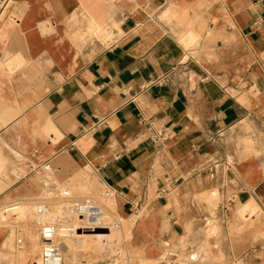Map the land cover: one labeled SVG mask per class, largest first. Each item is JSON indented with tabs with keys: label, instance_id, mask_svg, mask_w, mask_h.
<instances>
[{
	"label": "crops",
	"instance_id": "1",
	"mask_svg": "<svg viewBox=\"0 0 264 264\" xmlns=\"http://www.w3.org/2000/svg\"><path fill=\"white\" fill-rule=\"evenodd\" d=\"M263 15L264 0H0V207L41 194L45 164L87 170L152 258L202 252L204 229L235 225L237 208L264 214ZM209 156L214 178L191 172ZM166 175L182 179L161 197ZM214 236V264H264L262 237Z\"/></svg>",
	"mask_w": 264,
	"mask_h": 264
},
{
	"label": "rangeland",
	"instance_id": "2",
	"mask_svg": "<svg viewBox=\"0 0 264 264\" xmlns=\"http://www.w3.org/2000/svg\"><path fill=\"white\" fill-rule=\"evenodd\" d=\"M41 176L45 184L41 194L35 195L26 204L14 203L0 207L23 204L25 208L23 214L16 209L7 212L6 218L11 220L0 224V264H33L38 259L39 228L34 223L37 204L46 203L49 214H56L58 206L65 208L85 198L91 199L101 208L104 221L110 224L109 229L64 238L62 250L66 264H199L194 257L195 251L169 258L147 256L146 246L137 243L134 238L133 220L118 213L115 195L92 172L80 170L74 178H61L52 170H44ZM239 209L233 212L234 217L239 219L235 225L232 221L227 227L208 225L204 229L208 242L202 252H208L211 260L212 256L217 258L212 241L214 234L220 230L230 234L248 232L256 240L260 237L264 239V214L258 211V207L246 215H241ZM15 211L17 215L12 217ZM118 222L119 225L115 226ZM21 235L24 236L22 248L18 245V237ZM232 245L241 249L245 243L238 241Z\"/></svg>",
	"mask_w": 264,
	"mask_h": 264
},
{
	"label": "built area",
	"instance_id": "3",
	"mask_svg": "<svg viewBox=\"0 0 264 264\" xmlns=\"http://www.w3.org/2000/svg\"><path fill=\"white\" fill-rule=\"evenodd\" d=\"M261 21L264 23V15ZM173 71L174 70L157 78H151L141 87V90L150 88L154 85H162L170 82ZM180 73L185 83L189 84L192 81V76L189 74L188 70H182ZM131 93V86L123 87L122 94L128 98V101L135 102L137 95L136 93ZM140 121L144 122L145 118L141 116ZM167 138L168 133L165 130L161 132H154L151 136L152 143L159 149L164 148ZM218 165L219 163L217 158L215 156H209L205 162L200 163L197 167L193 168L191 172L208 168L210 177L214 178ZM43 169L50 171L52 170V167L50 164H45ZM181 179V177L166 175L163 179L162 185L158 189V196L164 197L169 194L170 191L179 184ZM109 191L111 193L113 192L112 189H109ZM108 193L109 192H107V194ZM113 194L115 195L114 192ZM233 202L234 197L231 196L223 203L222 206L228 211L232 209ZM20 206L21 205H15L8 208H0V224L9 222L11 218H6L7 212L11 211L12 208L13 210H18L17 208ZM48 207L49 206L46 203L42 202L37 204L35 209L34 223L39 228L40 251L38 259L33 264H66L62 250V240L64 238L76 234H84L97 230L103 231L105 229H109L110 224L104 221L101 208L89 198L76 201L65 208L58 206V212L56 214H49ZM138 207L139 204L136 203L134 208L138 209ZM133 213L134 214L132 215V218L135 216V214H137V211L134 210ZM16 215L17 214L12 213L11 216L15 217ZM114 225H119V222L118 224ZM23 244L24 236L21 235L18 237V245L20 248H22ZM169 257H172V255L170 254V251H166L163 258ZM194 257L197 259V261H199V264H214L217 262V260H211L207 254L200 251L195 252ZM247 258V255L232 256V258H230L227 262L229 264H247Z\"/></svg>",
	"mask_w": 264,
	"mask_h": 264
}]
</instances>
